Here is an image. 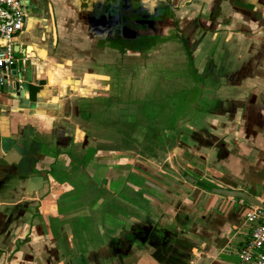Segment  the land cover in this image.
<instances>
[{"label": "crops", "instance_id": "0c3cea01", "mask_svg": "<svg viewBox=\"0 0 264 264\" xmlns=\"http://www.w3.org/2000/svg\"><path fill=\"white\" fill-rule=\"evenodd\" d=\"M164 1L23 0L19 88H0V264H241L250 204L170 157L264 203V0ZM174 28L191 56L174 38L138 57ZM173 67L194 99L171 122L150 96Z\"/></svg>", "mask_w": 264, "mask_h": 264}, {"label": "built area", "instance_id": "2783aa9c", "mask_svg": "<svg viewBox=\"0 0 264 264\" xmlns=\"http://www.w3.org/2000/svg\"><path fill=\"white\" fill-rule=\"evenodd\" d=\"M26 22L24 4L21 0H0V86L8 72L18 63L14 48L15 38L23 32ZM248 234L237 252L241 264H264V212L249 206L244 216Z\"/></svg>", "mask_w": 264, "mask_h": 264}, {"label": "water", "instance_id": "95a60500", "mask_svg": "<svg viewBox=\"0 0 264 264\" xmlns=\"http://www.w3.org/2000/svg\"><path fill=\"white\" fill-rule=\"evenodd\" d=\"M163 2V0H142V3L144 5H152L154 3H158V2ZM168 3L167 0L164 1V4ZM22 3H23V0H22ZM171 7V5H170ZM172 8V7H171ZM174 11L171 12V14H175V9L173 8ZM165 16H167V14H165ZM174 19V18H172ZM175 20V19H174ZM178 29V28H176ZM175 28L172 29V31L170 32V34L168 35H162L163 33L167 32L168 29H158V30H154L153 33H154V36L157 37L158 36V40L156 43H154L153 45L151 46H144V45H139L138 46V57L139 56H146V55H149L150 52H156L157 50H159L164 44L168 43L171 39H178V37H173V34L177 32ZM181 31V30H180ZM147 32H149V29H145V30H139L138 33H139V36H146V34H148ZM174 32V33H173ZM176 36V35H175ZM179 38H182L183 41H181L180 39H178L177 41L180 42V43H185L188 44L186 45L187 46V49L189 51V56H191L193 54V46H192V43L189 41V38L186 37V35L184 33H182V31L178 34ZM160 37V38H159ZM160 41H166V43H162ZM123 49L124 50H129V46H126L124 45L123 46ZM14 51L16 53V56H17V59L19 60H22L23 59V54L19 53V48L17 46H15L14 48ZM187 51V52H188ZM189 65V68H192L194 69V66L192 64V61H190L188 63ZM205 67V65L203 66ZM207 67V66H206ZM15 65L11 68V75H15ZM19 76V75H18ZM7 78L4 79L3 81V85L0 86L1 89H8L10 86V89L12 92H16V90L19 88V85L18 83L15 81V80H12L10 82V84H8L7 82ZM172 155V154H171ZM19 155L16 153V152H10L8 153V156L6 158V161L10 164H18L19 162ZM170 162H171V166L173 167V169L175 170V172L181 177L183 178L186 182H188L190 185L192 186H195L199 189H202L206 192H209V193H212V194H216V195H219V196H223V197H227V198H230V199H241L245 202H247L248 204H250L251 206H254L260 210H262L264 212V203L259 200L258 198L256 197H253L251 195H248L244 192H241V191H234V190H224V189H219V188H214V187H211V186H208L207 184H204L203 182L189 176L185 171H183L182 169H180L175 163L174 161L172 160V156L170 157ZM43 185V179L41 177H32L28 182H27V194L28 195H31L33 193V191L35 190H38L42 187ZM144 231V235H148V233L145 231V230H141V234L143 233ZM133 242H142V241H139V239L133 235ZM131 241V242H132Z\"/></svg>", "mask_w": 264, "mask_h": 264}, {"label": "rangeland", "instance_id": "374dc122", "mask_svg": "<svg viewBox=\"0 0 264 264\" xmlns=\"http://www.w3.org/2000/svg\"><path fill=\"white\" fill-rule=\"evenodd\" d=\"M111 62V59H107L106 61ZM105 62L104 64V68H106V70L108 72H110L113 76H117L116 74V70H119V68L114 67L110 64H107ZM169 63H173L172 61H170ZM177 65V64H175ZM188 65H184V69H182V72H184L185 74L188 73ZM179 70H181V68L179 67H173V68H168V70H166L167 74H168V78L170 79V86L168 88H164L163 90H161L158 87V84L156 82H154V89H152V94L153 96H150L151 99V103L153 106V113L156 115L157 113L161 112L162 107H164V112L168 113L167 116H169V120L172 122L174 117H177L179 115V113L181 112V110H179V108L182 106L183 110H184V104H187L189 101H193L194 99V95L191 96V94H193L191 91H189V89H185L181 92L178 91V88L176 86V82H174L175 80L177 81L178 78H172L176 72H178ZM120 73L118 72V75ZM177 77V76H175ZM152 81H150V83H153ZM174 82V84H173ZM138 85V84H137ZM114 113L110 114V117H113ZM94 126L99 127L100 129H102V126H99V122H92ZM101 123V122H100ZM114 127H112L111 129H109L108 133L110 132H114Z\"/></svg>", "mask_w": 264, "mask_h": 264}, {"label": "flooded vegetation", "instance_id": "af4514ba", "mask_svg": "<svg viewBox=\"0 0 264 264\" xmlns=\"http://www.w3.org/2000/svg\"><path fill=\"white\" fill-rule=\"evenodd\" d=\"M44 183V182H43Z\"/></svg>", "mask_w": 264, "mask_h": 264}]
</instances>
